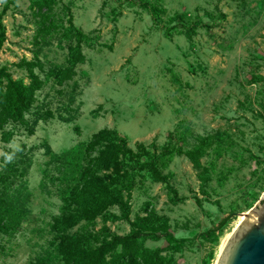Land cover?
Returning a JSON list of instances; mask_svg holds the SVG:
<instances>
[{
	"label": "rangeland",
	"instance_id": "rangeland-1",
	"mask_svg": "<svg viewBox=\"0 0 264 264\" xmlns=\"http://www.w3.org/2000/svg\"><path fill=\"white\" fill-rule=\"evenodd\" d=\"M36 1L0 0V67L26 83L31 67L42 82L26 121L0 132L7 176L0 202L8 209L0 215V264H69L65 245L97 246L130 232L126 221L109 219L121 215L116 207L66 233L53 228L81 162L62 165L52 156L87 145L103 129L117 130L134 150L155 143L160 152L173 134L170 148L185 153L161 170L185 200L175 202L164 183L139 173L131 219L149 214L186 240L181 252L164 239L142 242L159 248L166 264H215L236 220L264 193V0H151L164 10L160 27L142 0H56L51 10ZM70 14L86 42L68 31ZM175 14L186 25L171 22ZM191 24L199 25L191 39L178 33ZM78 49L85 62L72 66ZM230 213V223L214 230Z\"/></svg>",
	"mask_w": 264,
	"mask_h": 264
},
{
	"label": "trees",
	"instance_id": "trees-1",
	"mask_svg": "<svg viewBox=\"0 0 264 264\" xmlns=\"http://www.w3.org/2000/svg\"><path fill=\"white\" fill-rule=\"evenodd\" d=\"M38 1V2H37ZM35 3L42 8L51 10L56 0H37ZM142 5L150 12L153 24L162 26V14L164 10L151 4V0H142ZM70 13V12H69ZM185 16L175 14L170 21L175 25H186ZM198 24H191L185 28V34L191 39L197 34ZM176 26L165 28V34L172 37ZM68 31L79 44L89 38L84 32L75 26L72 15H69ZM6 39V29L3 24V16L0 14V51ZM95 42L92 41L91 45ZM76 58H73L72 66L85 62V57L78 49ZM30 82L15 79L5 67H0V132L10 123H23L35 101L36 92L41 88L42 82L29 68ZM38 120L34 123L36 125ZM29 135L34 134V128H27ZM169 144L160 152L158 146L152 143L148 147L142 143L137 144V150L131 148L125 137L117 130L103 129L93 135L91 141L78 149L68 153L54 154L51 161L56 160L62 165H71L73 161L81 162L76 172V183L62 191L63 215L55 220L53 228L56 232L66 233L69 229L78 225L81 221H93L100 216H105L112 207L118 208L119 217L111 215L109 219L126 221L131 230L125 235L110 234L97 246H83L77 241L63 247V252L69 264H166L159 248H145V240L159 241L164 239L174 252L184 249L185 239H178L169 229V224L155 222L149 214L137 216L131 219L132 191L139 173H147L155 182L164 183L172 194L175 202H182L184 197H179L167 176L163 174L161 167L176 155L184 154V149L179 146L170 148L173 134H169ZM4 142L10 141L8 134H3ZM186 155L196 167L201 162L194 152ZM7 176L0 173V183H6ZM202 183H207L208 178L202 177ZM198 205L201 200L195 198ZM3 210H8L5 203L0 202V215ZM233 218V213L222 218L214 230L225 228ZM1 222V221H0Z\"/></svg>",
	"mask_w": 264,
	"mask_h": 264
},
{
	"label": "water",
	"instance_id": "water-1",
	"mask_svg": "<svg viewBox=\"0 0 264 264\" xmlns=\"http://www.w3.org/2000/svg\"><path fill=\"white\" fill-rule=\"evenodd\" d=\"M215 264H264V193L234 229Z\"/></svg>",
	"mask_w": 264,
	"mask_h": 264
},
{
	"label": "bare ground",
	"instance_id": "bare-ground-1",
	"mask_svg": "<svg viewBox=\"0 0 264 264\" xmlns=\"http://www.w3.org/2000/svg\"><path fill=\"white\" fill-rule=\"evenodd\" d=\"M249 212H250V210L247 212V213H243V214H241L240 216H239V218L236 220V222H235V228L237 227V226H239V224L246 218V216L249 214ZM230 237V236H229ZM228 237V238H229ZM228 240V239H227ZM227 240H226V242H227ZM225 245H226V243H225ZM225 245L223 246V248L225 247ZM223 248H222V250H223ZM222 250L220 251V253L222 252ZM219 257V256H218Z\"/></svg>",
	"mask_w": 264,
	"mask_h": 264
},
{
	"label": "clouds",
	"instance_id": "clouds-1",
	"mask_svg": "<svg viewBox=\"0 0 264 264\" xmlns=\"http://www.w3.org/2000/svg\"><path fill=\"white\" fill-rule=\"evenodd\" d=\"M8 159H9V160H11V159H12V157H8Z\"/></svg>",
	"mask_w": 264,
	"mask_h": 264
}]
</instances>
